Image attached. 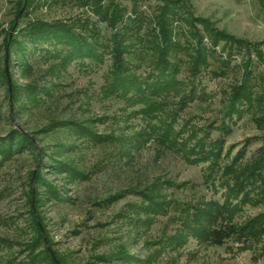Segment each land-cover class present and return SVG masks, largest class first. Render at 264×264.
Instances as JSON below:
<instances>
[{"label": "rangeland", "instance_id": "obj_1", "mask_svg": "<svg viewBox=\"0 0 264 264\" xmlns=\"http://www.w3.org/2000/svg\"><path fill=\"white\" fill-rule=\"evenodd\" d=\"M99 1L106 5L109 0ZM182 1L194 17L215 29L260 45L263 61L251 56L259 87V75L264 74V0ZM82 2L0 0V141L21 134L33 143L28 151H11L13 143L9 150H2L0 143V264H51L46 257L49 254L56 264V256L62 264H264V237L246 249L233 242L213 246L191 235L182 243L167 245L166 240L181 229L172 201L189 206L202 201L221 204L224 190L205 183L207 164L189 165L152 140L137 144L131 139L145 128V122L127 116L139 106L102 96L109 56L103 64L74 62L61 72L52 69L54 61L41 51H52L50 44L26 45L30 69L24 71L25 65L19 66L15 53H7V35L19 39L14 28L18 26V32L34 20L74 24L77 32L86 23L97 28L102 37L109 36L106 24ZM115 2L127 18L134 11L152 18L162 5L160 0ZM197 28L202 32L200 25ZM215 52L217 58L220 48ZM178 56L182 60L178 79L187 81L186 56ZM244 61V53L234 49L224 76L215 78L212 73L219 64L210 58V66L192 81L198 98L180 113L175 128L181 129L185 123L187 130L212 126L209 140L223 138L224 153L230 150V158L245 148L246 162L261 146L262 133L250 115L231 122L228 133L217 130L224 120L223 93L240 79ZM131 62L140 64L137 58ZM147 71L142 67L138 73ZM27 86L35 91L29 92ZM167 108L175 110V105L172 102ZM63 121L77 122L82 128L62 127L58 122ZM88 131L96 134L95 140ZM53 159L71 166L78 175L54 173V165L46 169L44 164ZM152 185L158 186L156 194L169 202L165 215L143 209L149 204L135 193ZM119 193L121 199L107 201ZM262 210V206H245L235 222H245ZM41 254L45 256L38 259Z\"/></svg>", "mask_w": 264, "mask_h": 264}, {"label": "trees", "instance_id": "obj_2", "mask_svg": "<svg viewBox=\"0 0 264 264\" xmlns=\"http://www.w3.org/2000/svg\"><path fill=\"white\" fill-rule=\"evenodd\" d=\"M160 1L162 5L157 8L152 18L136 11L127 18L125 10L115 0H109L106 5L99 0H83L82 6H90L98 20L106 24L110 31L109 36L102 37L97 28L86 23L81 26L82 30L77 32L74 24L57 20H34L18 32V26L14 28V33L20 35V40L14 35L11 38L7 35V53H15L19 66L24 68L25 65L24 71L30 69V66H26V45L50 44L52 51L40 50L44 51L48 59L54 61L52 69L55 67V71L61 72L66 71L74 62L103 64L105 57L109 56L110 65L100 90L102 96L123 101L130 107L139 106L137 111L130 112L127 116L140 117L145 122V128L140 129L131 139L137 144L140 140L143 143L152 140L164 151L175 152L189 165L207 164L205 183L214 189L224 190L221 204L202 201L189 206L172 201L173 205L175 204L174 209L179 213L175 220L180 222L181 229L176 237L174 236L177 239L166 240L167 245L174 241L182 243L186 236L191 235L200 242L213 246L221 247L227 242H233L240 244V249H246L264 237V74L259 75L260 84L256 87L257 76L252 70L251 60V56L255 55L257 60L262 62L263 53L260 45L219 31L206 20L194 17L182 0ZM197 25L202 27V32ZM217 48H220L221 54L214 58ZM234 49L244 53L245 61L241 65L240 79L228 92L223 93L224 120L217 130L228 133L231 122L241 119L244 115H250L256 128L262 133L259 138L261 146L246 162H243L245 148L230 158V150L224 153L223 138L209 140L212 126H209L208 130H187L188 123H185L181 129L175 128L180 113L198 98L192 81L201 74L202 69L210 66V58L219 64V69L212 75L215 78L224 76L223 69L228 67ZM180 53L186 56L183 65L187 72V81L178 79L182 65V60L178 58ZM135 58L140 60L139 65L132 64L131 61ZM6 60L9 63L10 58L7 56ZM142 67L148 69L143 75L138 73ZM189 85L190 90L187 92ZM27 89L29 92L35 91L29 86ZM172 102L175 110L167 108ZM58 123H62V127L71 125L82 128L77 122ZM198 132L202 133L201 137ZM88 133L93 137L92 140H95L96 134L90 131ZM250 141L251 139L246 140L248 145ZM31 142L32 140L21 134H10L8 138L0 141L2 150H9L13 143L11 151H28L33 147ZM44 165H47L46 169L54 165V173L78 175L71 166L55 159L52 163ZM157 187L152 185L142 192L134 191L143 197L144 203L149 204L143 209L163 214L166 211L165 205H169V202H165V198L156 194ZM122 197L123 194L119 193L107 201L113 203ZM245 206H262L263 210L245 222L236 223V216ZM34 220L33 224L39 230L38 223L35 218ZM35 240L37 241V238ZM27 251L30 253L31 249ZM119 251L123 254L122 257H125L122 248ZM43 256L45 254H41L38 259H43ZM46 257L51 264H56L50 254ZM56 261L62 264L57 256Z\"/></svg>", "mask_w": 264, "mask_h": 264}]
</instances>
